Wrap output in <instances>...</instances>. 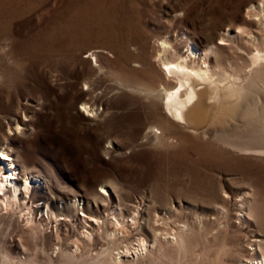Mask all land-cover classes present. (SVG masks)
I'll list each match as a JSON object with an SVG mask.
<instances>
[{"label": "rangeland", "instance_id": "1", "mask_svg": "<svg viewBox=\"0 0 264 264\" xmlns=\"http://www.w3.org/2000/svg\"><path fill=\"white\" fill-rule=\"evenodd\" d=\"M263 4L0 0V153L37 185L0 200V264H264V128L232 132L264 106ZM189 49L258 86L195 128L158 95Z\"/></svg>", "mask_w": 264, "mask_h": 264}, {"label": "bare ground", "instance_id": "2", "mask_svg": "<svg viewBox=\"0 0 264 264\" xmlns=\"http://www.w3.org/2000/svg\"><path fill=\"white\" fill-rule=\"evenodd\" d=\"M189 51L190 52L186 56L177 55V58L173 60L167 61L168 59L166 58L167 60L162 62L163 67L159 70L163 75V79L169 81V85L171 86V88L165 89L166 91H163V94H158L162 100L163 109L181 125L195 128L198 124L204 122V119L206 120V115L210 112L206 111L212 106L209 105L206 110L204 106L206 95H208L207 99L215 103L216 109L219 106L223 109L225 106L228 108L230 104L232 105L233 103L236 104L237 102L244 101L248 95H250V92L258 87L253 80H250L245 85H238L234 81L226 79L227 77L221 73L220 69L208 68L205 61L207 55L202 57L191 49H189ZM166 52L164 51V53ZM250 58L251 64H255L262 58V55L257 53ZM199 60L201 61L198 65ZM201 64H203V66H201ZM216 67L217 65L215 63L213 68ZM236 107H238L237 104ZM233 111L235 110L233 109ZM241 116L245 119V124L235 127V130L232 132H236V134H248L252 132L253 138L250 140H255V137L261 138L259 136H262L261 134L264 128V106L259 107L258 104L247 105L244 111H242ZM230 135L232 136V134ZM151 137L150 134L146 135L148 139ZM232 137H234V135ZM0 154V200H2L6 206H10L12 200H21V195L27 196L28 192L37 185L30 178H25L24 184L20 182V184H23V187H20L22 191L18 196L19 188L17 185L18 183L15 181L16 172L12 159H10V156L6 153L1 152ZM6 161L11 162H7V165H10V167L4 164ZM24 198L25 197H23V199ZM29 208L27 210H29ZM30 209L37 212L41 211L42 206L36 204L35 206H31ZM44 213L43 215H46L48 218L47 209Z\"/></svg>", "mask_w": 264, "mask_h": 264}]
</instances>
